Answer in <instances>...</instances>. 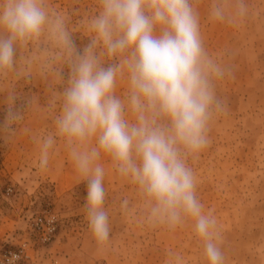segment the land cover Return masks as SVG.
<instances>
[{"label":"rangeland","instance_id":"obj_1","mask_svg":"<svg viewBox=\"0 0 264 264\" xmlns=\"http://www.w3.org/2000/svg\"><path fill=\"white\" fill-rule=\"evenodd\" d=\"M191 2L204 46L231 73L215 82L225 110L210 122L207 147L188 164L204 211L217 220L225 264H264V0H243L247 15L235 24L211 17L218 0ZM223 2L231 9L237 0ZM45 3L64 16L78 49L92 38L86 22L98 14L100 0ZM98 54L103 60L102 50ZM71 59L45 35L21 47L16 71L0 78V124L11 93L24 109L15 134L6 140L0 133V260L5 252L23 247L29 256L25 264H177L176 257L180 264H209L194 221L175 230L148 223L145 197L108 157L99 161L105 169L110 227L103 246L86 218L87 181L76 172L62 140L51 150L47 169H39L40 145L34 138L54 131L57 97L67 84ZM126 90V76H121L117 94ZM124 200L127 207H122ZM45 209L56 214L58 225L53 239L41 244L30 235L29 225Z\"/></svg>","mask_w":264,"mask_h":264},{"label":"clouds","instance_id":"obj_2","mask_svg":"<svg viewBox=\"0 0 264 264\" xmlns=\"http://www.w3.org/2000/svg\"><path fill=\"white\" fill-rule=\"evenodd\" d=\"M210 15L235 24L247 15V6L237 0L230 9L218 0ZM86 23L92 38L78 49L64 16L45 0H0V78L16 71L21 47L45 35L72 55L67 84L57 97L54 131L34 138L40 145L39 169H47L51 150L62 140L87 181L86 218L103 246L110 227L99 161L108 157L145 197L148 223L175 230L194 221L209 264H225L217 220L198 199L188 159L207 147L210 122L225 110L215 82L231 69L204 46L198 11L191 0H100L98 14ZM121 76L127 79L123 96L117 94ZM16 99L15 93L8 95L0 124L6 140L24 118ZM127 205L124 200L122 207ZM18 259L13 254L8 264Z\"/></svg>","mask_w":264,"mask_h":264},{"label":"built area","instance_id":"obj_3","mask_svg":"<svg viewBox=\"0 0 264 264\" xmlns=\"http://www.w3.org/2000/svg\"><path fill=\"white\" fill-rule=\"evenodd\" d=\"M57 225L56 214L52 210L45 209L32 219L29 225V232L30 235L36 236L38 243L46 244L53 239ZM13 254L19 257L18 260L13 261V264H25L28 261L29 256L22 247L5 252L1 256L0 264H8V260L12 258Z\"/></svg>","mask_w":264,"mask_h":264},{"label":"trees","instance_id":"obj_4","mask_svg":"<svg viewBox=\"0 0 264 264\" xmlns=\"http://www.w3.org/2000/svg\"><path fill=\"white\" fill-rule=\"evenodd\" d=\"M67 71L69 72V71H70V68H69V69H67Z\"/></svg>","mask_w":264,"mask_h":264}]
</instances>
